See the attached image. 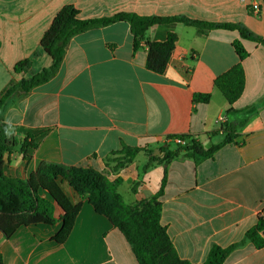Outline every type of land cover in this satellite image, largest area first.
<instances>
[{
    "label": "crops",
    "instance_id": "0c3cea01",
    "mask_svg": "<svg viewBox=\"0 0 264 264\" xmlns=\"http://www.w3.org/2000/svg\"><path fill=\"white\" fill-rule=\"evenodd\" d=\"M251 3L259 5L256 13ZM72 5L80 19L119 12L139 16L185 17L208 23L238 24L264 39V0H0V92L48 68L50 55L40 40L52 19ZM177 39L162 74L145 68L144 44L133 53L129 24L119 21L75 35L55 75L0 112L20 142L33 136L36 148L23 159L17 148L4 154L5 175L27 179L45 162L85 166L107 174L104 160L120 142L142 149L107 178L121 180L118 193L127 204L155 199L180 259L206 260L213 245L242 242L223 264H264V247L255 249L245 232L264 210V46L240 39L237 30L199 32L181 23L148 29L150 41ZM248 53L239 60L232 43ZM27 60L26 72L17 63ZM240 63L244 88L229 104L214 80ZM209 94L207 104L194 94ZM236 129L230 143L210 157L182 152L168 162L170 136L188 135L207 150L220 145L222 124ZM61 188L80 204L71 233L58 244L61 223L21 226L9 237L0 232L3 264H138L124 235L96 213L85 196L67 183ZM62 211L57 207L55 215Z\"/></svg>",
    "mask_w": 264,
    "mask_h": 264
},
{
    "label": "trees",
    "instance_id": "16d2710c",
    "mask_svg": "<svg viewBox=\"0 0 264 264\" xmlns=\"http://www.w3.org/2000/svg\"><path fill=\"white\" fill-rule=\"evenodd\" d=\"M125 21L129 24L133 38V53L142 44L147 48L145 68L153 73L162 74L167 66L171 52L174 49L176 35L168 33L161 42L150 41L146 37L148 29L155 25L181 23L195 27L199 32L212 29L237 30L240 39L254 41L264 46V39L253 35L238 24L208 23L190 20L185 17L139 16L134 13L119 12L110 17L80 19L78 11L72 5H65L54 16L47 31L43 34L41 47L50 55L52 63L48 68L33 74L21 82H11L0 92V112L4 111L12 100L28 93L31 89L46 83L57 72L62 61L65 48L72 37L91 29ZM232 46L242 60L247 56L239 39ZM29 68L27 60L17 63V72H26ZM217 88L229 104H233L242 94L244 88V73L240 63L214 80ZM209 94H194L193 100L207 104ZM225 139L220 145L205 150L201 144L188 135L170 136L174 149H166L161 161L168 162L182 152H190L200 158L210 157L223 144L230 143L236 136V129L229 124H222L220 130ZM180 139L184 144L176 143ZM33 136H28L20 142L14 134V128L0 122V232L9 238L17 228L31 224L53 225L60 221L59 231L53 241L62 244L72 231L75 218L80 211V204H73L61 188L65 182L79 196H85L94 211L104 216L109 223L118 229L131 245L138 264H191L180 259L166 232L160 224L161 206L155 199L143 201L134 205L123 201L117 191L121 180H109L108 172L116 174L125 164L131 162L142 151L139 147H129L120 142L119 150L113 151L105 158L107 174L85 166H63L41 163L35 172L27 179L11 177L3 172L4 154L17 148L23 153V159L30 158L29 151L36 148ZM55 201L56 205L53 203ZM57 207L62 211L59 218L55 212ZM245 241L250 242L255 249L264 247V210L258 214L256 223L245 232ZM240 243L222 248L213 245L201 264H223L228 255ZM0 264L2 257L0 255Z\"/></svg>",
    "mask_w": 264,
    "mask_h": 264
},
{
    "label": "built area",
    "instance_id": "2783aa9c",
    "mask_svg": "<svg viewBox=\"0 0 264 264\" xmlns=\"http://www.w3.org/2000/svg\"><path fill=\"white\" fill-rule=\"evenodd\" d=\"M258 8H259V5L257 4V3H251L250 5H249V9L252 11V12H254V13H256L257 11H258ZM176 143H180V144H184V141L183 140H180V139H175L174 140ZM111 173H109V175H110ZM108 175V174H107Z\"/></svg>",
    "mask_w": 264,
    "mask_h": 264
},
{
    "label": "water",
    "instance_id": "95a60500",
    "mask_svg": "<svg viewBox=\"0 0 264 264\" xmlns=\"http://www.w3.org/2000/svg\"><path fill=\"white\" fill-rule=\"evenodd\" d=\"M53 203L55 204V206H57L56 203H55V201H53ZM58 208H59V207H58ZM59 209H60V208H59ZM60 210H61V209H60Z\"/></svg>",
    "mask_w": 264,
    "mask_h": 264
},
{
    "label": "rangeland",
    "instance_id": "374dc122",
    "mask_svg": "<svg viewBox=\"0 0 264 264\" xmlns=\"http://www.w3.org/2000/svg\"><path fill=\"white\" fill-rule=\"evenodd\" d=\"M170 144H172V143H170ZM173 145V144H172Z\"/></svg>",
    "mask_w": 264,
    "mask_h": 264
}]
</instances>
